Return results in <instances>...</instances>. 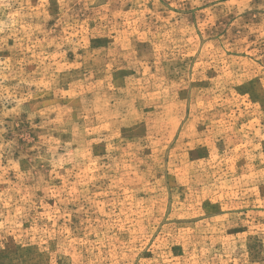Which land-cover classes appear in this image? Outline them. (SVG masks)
<instances>
[{
  "label": "rangeland",
  "instance_id": "374dc122",
  "mask_svg": "<svg viewBox=\"0 0 264 264\" xmlns=\"http://www.w3.org/2000/svg\"><path fill=\"white\" fill-rule=\"evenodd\" d=\"M0 264H264V0H0Z\"/></svg>",
  "mask_w": 264,
  "mask_h": 264
}]
</instances>
